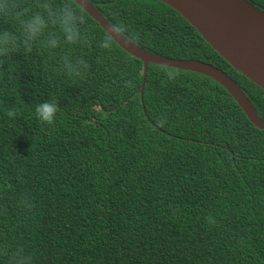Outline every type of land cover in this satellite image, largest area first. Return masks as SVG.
Here are the masks:
<instances>
[{
	"label": "trees",
	"instance_id": "trees-1",
	"mask_svg": "<svg viewBox=\"0 0 264 264\" xmlns=\"http://www.w3.org/2000/svg\"><path fill=\"white\" fill-rule=\"evenodd\" d=\"M90 1L146 49L225 70L264 118V89L170 5ZM69 2L83 44L0 54V264H264V129L212 77L152 62L145 76L115 40L101 49L107 31L80 4L50 0ZM65 56L86 68L68 74ZM45 100L51 125L35 119Z\"/></svg>",
	"mask_w": 264,
	"mask_h": 264
},
{
	"label": "water",
	"instance_id": "water-1",
	"mask_svg": "<svg viewBox=\"0 0 264 264\" xmlns=\"http://www.w3.org/2000/svg\"><path fill=\"white\" fill-rule=\"evenodd\" d=\"M106 31L111 23L90 1L75 0ZM179 12L235 69L264 89V11L248 0H161ZM120 39V38H118ZM126 51L148 64L158 63L205 74L221 83L249 120L264 129L261 117L238 82L225 70L194 58H175L155 53L131 39L115 40ZM145 84V79L143 86ZM143 97V91H142Z\"/></svg>",
	"mask_w": 264,
	"mask_h": 264
},
{
	"label": "clouds",
	"instance_id": "clouds-1",
	"mask_svg": "<svg viewBox=\"0 0 264 264\" xmlns=\"http://www.w3.org/2000/svg\"><path fill=\"white\" fill-rule=\"evenodd\" d=\"M88 0H85V4ZM0 18L4 20H14L17 29H0V54L7 55L15 53L22 43L24 51H30L33 44L39 42L48 51H53L64 45H80L85 42V37L81 31V26L85 23V16L74 7L72 3H65L59 8H55L50 0H44L37 10L26 13L24 6L16 0H0ZM55 26L56 32H48L49 26ZM128 29L123 22H112L107 25V34L98 42L101 49H111L113 40L123 39L131 43V39L126 36ZM19 35V39H18ZM120 38V39H118ZM63 64L68 74L79 75L82 69L86 68L83 58L73 60L69 56L63 58ZM170 79L175 78V74L168 72ZM58 105L45 100L36 104L34 113L35 119L40 125H51L56 120ZM10 116L16 115L10 112ZM209 223H215L213 217H208ZM17 264H32V257L20 254L17 257Z\"/></svg>",
	"mask_w": 264,
	"mask_h": 264
}]
</instances>
